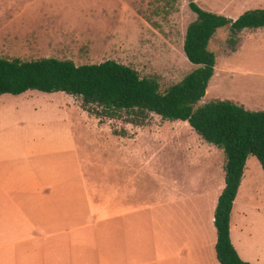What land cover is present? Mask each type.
Masks as SVG:
<instances>
[{
  "label": "rangeland",
  "instance_id": "1",
  "mask_svg": "<svg viewBox=\"0 0 264 264\" xmlns=\"http://www.w3.org/2000/svg\"><path fill=\"white\" fill-rule=\"evenodd\" d=\"M191 1L232 19L264 7V0ZM0 2L13 5L0 10L4 15L0 22L9 16L11 24L0 26L1 58L29 61L50 57L78 65L113 59L133 68L141 78L155 80L160 92L197 67L183 52L186 28L196 17L190 0ZM237 35L234 47L228 43L229 27L217 29L210 40L208 48L216 59L214 74L196 107L231 100L248 110H264V27L243 29ZM123 119L100 120L82 107L78 96L62 92L0 95L1 141H18L21 137L16 133L22 132L67 133L65 139L53 134L57 143L44 138L29 147L0 146V163L10 165L14 176L22 178L43 177L46 168L60 161L83 160L84 177L90 178L97 173L90 163L121 166L124 162L126 169L118 170L117 181L111 183L118 188L125 185L123 197L131 208L161 214L162 219L169 215L163 211L164 205L169 201L172 205L176 194L187 196L193 189L223 186V151L204 141L187 122L164 120L153 113L143 126ZM111 170L105 172L113 174ZM203 177L208 180H200ZM233 217L232 243L240 258L264 264V171L254 156L246 160ZM153 219L144 231L150 239L156 228ZM153 258H157L156 252Z\"/></svg>",
  "mask_w": 264,
  "mask_h": 264
},
{
  "label": "crops",
  "instance_id": "2",
  "mask_svg": "<svg viewBox=\"0 0 264 264\" xmlns=\"http://www.w3.org/2000/svg\"><path fill=\"white\" fill-rule=\"evenodd\" d=\"M7 3L0 2V10L11 9ZM9 18L0 26L11 25ZM16 134L20 140L6 137L0 146L29 147L44 138L57 143L53 134L67 137L63 131ZM120 164L90 163L97 173L85 178L83 160L60 161L46 168L43 177L19 178L10 165L0 163V264H220L212 223L224 184L193 189L187 196L176 194L172 205H164L169 215L162 219L161 214L131 208L123 197L125 185L111 183L117 181L118 170L126 169V163ZM109 169L113 174L105 172ZM204 179L208 180L200 178ZM242 182L243 176L237 194ZM235 202L236 197L230 214L231 242ZM152 219L156 228L150 239L144 231Z\"/></svg>",
  "mask_w": 264,
  "mask_h": 264
},
{
  "label": "trees",
  "instance_id": "3",
  "mask_svg": "<svg viewBox=\"0 0 264 264\" xmlns=\"http://www.w3.org/2000/svg\"><path fill=\"white\" fill-rule=\"evenodd\" d=\"M189 7L196 17L186 28L183 52L197 67L165 92L159 91L155 80L141 78L133 68L113 59L78 65L50 57L29 61L0 57V95L62 92L78 96L82 107L100 120L124 118L126 123L143 126L153 113L164 120L187 122L224 153V187L214 212L216 258L220 264H253L242 260L231 242L230 214L247 158L254 156L264 171V110H248L231 100L196 104L214 74L216 59L208 45L217 29L229 27L228 43L234 47L240 31L264 27V8L246 10L232 19L191 0Z\"/></svg>",
  "mask_w": 264,
  "mask_h": 264
}]
</instances>
